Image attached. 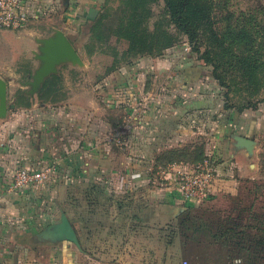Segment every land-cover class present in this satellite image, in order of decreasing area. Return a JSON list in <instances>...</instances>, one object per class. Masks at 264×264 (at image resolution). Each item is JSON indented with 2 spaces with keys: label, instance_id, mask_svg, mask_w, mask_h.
Instances as JSON below:
<instances>
[{
  "label": "crops",
  "instance_id": "crops-1",
  "mask_svg": "<svg viewBox=\"0 0 264 264\" xmlns=\"http://www.w3.org/2000/svg\"><path fill=\"white\" fill-rule=\"evenodd\" d=\"M104 2L29 0L26 10L31 17L21 29L32 36L36 44V50L31 51L33 59L38 62L34 58V52L38 51L36 39L46 38L61 29L59 24L63 20L69 28H79V18L84 22L93 20ZM42 22H45L44 27L40 26ZM65 34L77 50L72 37ZM126 48L125 43L121 51ZM115 59L116 54L103 62L94 61L93 67L98 72L92 82L74 77L72 72V76L64 78L61 68L79 65L61 64L55 75L60 74L62 80L55 92L47 95L45 101L38 99L39 91L51 74L37 93L21 90L14 100L15 107L8 109L6 118L0 121V264H78L77 259L79 264H144L148 259L147 247L153 242L149 231L158 230L155 244H159L160 256H164L163 247L167 245L163 228L186 205L197 203L184 200L171 185L157 186L150 182L152 169L168 163L165 161L169 158L168 152L189 142L196 134L181 125L193 112L184 108L186 104L178 109L169 107L166 100L157 105L159 98L141 97L140 108H126L116 85H122L123 95L132 101L131 85L136 84V80L118 79L114 75L143 63L146 57L119 63L106 73ZM155 63L168 65L158 60ZM36 68L27 66L23 71L27 74L25 80L20 81L23 87H29L26 83ZM181 72L195 74L200 72V67L186 65ZM0 77L7 82L1 74ZM196 80L199 82L201 76ZM24 96L31 97L30 107L22 105ZM109 100L112 106L107 103ZM116 102H123V115L128 121L122 146L108 139L117 122L116 115L120 116ZM256 110H224L226 119L217 130L222 133L220 149L227 150L229 158L219 163L220 172L214 165L217 174L209 195L215 197L219 192L222 196L236 195L243 181L250 179L249 171L252 173L255 165L248 159H253L254 154L249 156L244 149L236 148L233 136L249 137L247 130L253 124L244 121V115ZM206 114L203 109L199 117ZM199 131L208 135L203 129ZM217 154L216 150L214 155ZM146 164L152 166L150 172L143 170ZM47 165L53 170L45 183L20 191L10 189L13 172L18 168L37 169ZM234 169L236 173L230 174ZM223 176L225 178L221 179ZM73 187L79 188V235L75 231L79 248L51 233L64 210L68 219L71 218L63 199ZM57 216L59 220L54 222Z\"/></svg>",
  "mask_w": 264,
  "mask_h": 264
},
{
  "label": "rangeland",
  "instance_id": "rangeland-1",
  "mask_svg": "<svg viewBox=\"0 0 264 264\" xmlns=\"http://www.w3.org/2000/svg\"><path fill=\"white\" fill-rule=\"evenodd\" d=\"M147 2L148 5L146 20L143 23L144 26L148 31H151L154 29L156 23H160V25L164 26V29L167 28L168 34L172 35V40L162 39L163 44H170L172 41L173 44L163 49L161 54L145 55L146 61L143 63H136V66L132 69H122L119 73L114 75L118 77V79L130 77L136 80V84L131 85L134 90L132 96L134 100H127L128 98L122 93L123 88H120L122 85H116V91L119 90L118 92H121L120 97L123 99L126 108L130 109H138L141 107L143 103L142 99H140L141 97L148 98V100L159 98L157 105L161 104L162 100H166L169 107L177 109L182 108L186 104L184 108L193 112V115L188 117V119H183L181 125L185 128H189L190 131H195L196 134L190 139L191 142H186L184 145L173 148L171 152H168L167 155L169 158L165 161L180 159L179 161L196 163L192 161L209 157L210 160H212L213 166H217L220 172L219 163L221 161H227L229 158L227 150L220 149L222 133L217 130L218 126H222L221 122L226 119L224 117L225 115H223L226 114L223 109L225 89L219 86L218 81L211 76V67L203 64L191 51L186 36L179 33L176 27L170 23V16L167 12L164 0H148ZM213 2L217 4L212 9V16H214L216 20L215 27L218 31H222L228 23L235 25L239 19H247L252 16L257 17V20L261 22V28L264 27V16L257 13L258 9L264 7V0H213ZM101 7L96 19H90L88 22H84L83 18H79V28H77L79 31L69 28V24L64 20L59 24L61 29L72 37L84 62L82 67L66 65L61 68L64 78L72 76L70 73L72 72V74L75 75L74 77L82 80L86 79L87 81L91 80L92 82V80L96 78L98 72V70L93 67L94 61H106L114 54H116V59L122 56L124 51L122 52L121 49L125 43L127 44L126 32L130 26L129 14L131 5L123 3L122 0H108V2H104ZM56 16L59 17L60 13L58 12ZM229 18L230 20L227 21ZM250 25L248 24L246 26ZM40 26L44 27L45 22H42ZM255 27L259 30V26ZM23 30L24 29L0 30V74L8 82L9 104L14 103L17 94L21 90L29 89V87L25 88L20 84V81H24L27 77L26 72L23 71L27 66L33 69L36 68L38 64V62L33 59V54L31 52L32 50H36L33 37L26 35L28 33H24ZM203 48L204 46H201L202 51L204 50ZM119 51L122 53H118ZM135 59L137 58L135 57L134 60ZM155 59L168 65L164 67L159 63H155ZM186 65L200 67V72L183 75L181 70ZM200 76L201 82H198L196 79ZM185 80H187V83L184 84ZM103 86H105L104 83L102 84V87ZM106 92V90L102 91L103 94H106ZM110 101L111 100L107 102L109 105H111ZM117 102L115 104L119 107L117 111H120V116L116 115L115 118L117 122H115V126H122L124 128V126L126 127L128 125V121L127 118L125 119L126 115H123V102ZM263 103H261L258 110L254 112L248 111L247 115H244V121L247 123L252 122L253 124V127L248 128L247 133H249V137L256 143L253 153L254 157L253 159H248V162L254 164L255 167L252 173L249 171L250 182L248 181L246 188L241 191L243 194L242 198L233 202L229 198H224V196H222L223 193L219 192L215 197L208 195L204 201L194 203L193 205H186V207L191 206L193 209L199 210L200 214H203L202 216L206 214L207 218L210 216L209 208L213 205H221L224 207L238 206L244 209L245 214L242 216V219L245 221H248L247 217H250H246L247 212L253 214V212L249 211L251 207L264 209ZM203 109H205L208 114L199 117ZM227 112L230 113V111ZM220 113H222L223 116L220 115ZM219 115L221 116L220 118L218 117ZM12 118L13 116L11 114V119ZM1 120L2 119H0V121ZM235 121L239 122L238 119ZM209 125L210 128H208ZM201 129H203L204 132L206 131L208 135H205L203 132L199 133ZM111 136L112 135H109L108 139L109 142L113 143V140H110ZM216 150L219 154L214 155ZM140 156L141 155L136 158ZM151 167L152 166L147 164L142 166L145 172H150ZM233 173H236V169L230 174L233 175ZM216 174L215 172V176ZM220 178L224 179L225 177L223 176ZM63 202L66 204L65 208L69 211L70 217L75 218L79 216L78 187L71 188L67 198H64ZM58 220L59 216L53 219L54 222ZM163 232L162 234L165 236L167 233L165 231ZM157 235L158 230L149 231V237H152L153 242L147 247L146 256L148 259L145 260L144 264H184V261H186L187 264H220V262L222 263L225 261V247H222L219 243H211L209 239L208 242H206L207 244L204 243V238L208 235L207 233L202 234L203 244L200 245H192L188 242L184 243V236L180 237V239L177 238L173 244L163 247L165 254L162 257L160 256L159 244L158 246L155 244V236ZM151 253H153L152 256ZM77 261L79 264V259H77ZM259 264H264V259Z\"/></svg>",
  "mask_w": 264,
  "mask_h": 264
},
{
  "label": "trees",
  "instance_id": "trees-1",
  "mask_svg": "<svg viewBox=\"0 0 264 264\" xmlns=\"http://www.w3.org/2000/svg\"><path fill=\"white\" fill-rule=\"evenodd\" d=\"M147 1L122 0L123 3L131 5L130 26L126 32L127 48L119 59L114 60L106 73L113 70L115 65L131 62L135 57L161 54L163 49L173 44V41L170 44H163L162 39L172 40V35L168 34L167 28L164 29L160 23H156L151 31L144 26ZM164 2L170 23L179 33L186 36L191 51L198 60L211 67V76L225 89L223 109L238 112L256 110L264 102V27L261 28V22L257 17L239 19L235 25L228 23L222 31H218L215 27L216 20L212 16V9L217 5L213 0H164ZM257 13L264 16V7L258 9ZM98 15L99 12L93 19ZM229 20L230 18L227 21ZM248 24L251 25L246 26ZM255 26H259V30ZM201 46H204L203 51ZM61 80L60 74L51 75L39 91L38 99L45 101L47 95L57 90ZM24 98L22 105L30 107L31 97ZM179 160L171 159L168 162ZM200 160L203 158L192 162ZM248 181L250 182V179L243 181L244 185L236 195L228 194L224 198H229L233 202L241 199L243 195L241 191L246 188ZM209 209L210 216L206 218V214L202 216L199 210L187 206L163 228L167 233L164 236L165 244L167 246L173 244L177 238L184 236V243L200 245L203 244L202 234L207 233L204 243L209 239L211 243H219L226 248L225 261L220 264L262 262L264 209L251 207L249 211L253 214L247 212L246 217L250 216L247 217L248 221L242 219L245 212L238 206L213 205ZM62 213H66V210ZM69 220L79 235V216L71 217Z\"/></svg>",
  "mask_w": 264,
  "mask_h": 264
},
{
  "label": "built area",
  "instance_id": "built-area-1",
  "mask_svg": "<svg viewBox=\"0 0 264 264\" xmlns=\"http://www.w3.org/2000/svg\"><path fill=\"white\" fill-rule=\"evenodd\" d=\"M29 0H0V30H18L26 25L31 15L26 10ZM125 131L122 126L114 127L110 140L123 145ZM52 167L39 169L18 168L13 174L10 189L20 191L30 186L45 183L51 177ZM215 168L209 157L196 163L171 161L158 165L151 171L150 182L157 186L171 185L177 194L189 202L204 201L210 193L215 178ZM187 264L186 261L183 262Z\"/></svg>",
  "mask_w": 264,
  "mask_h": 264
},
{
  "label": "water",
  "instance_id": "water-1",
  "mask_svg": "<svg viewBox=\"0 0 264 264\" xmlns=\"http://www.w3.org/2000/svg\"><path fill=\"white\" fill-rule=\"evenodd\" d=\"M36 42L38 51L34 52V58L38 60L39 65L34 70L31 80L26 83L29 86L28 92L31 94L37 93L45 78L57 73L61 64L83 65L74 45L61 29L54 30L53 34L46 38L36 39ZM7 91V82L0 77V119L2 120L6 118L8 109L15 107L13 103L8 104ZM233 139L236 148L244 149L249 156L253 155L256 143L253 139L241 135H234ZM52 235L59 240H66L80 247L78 236L65 213H62L60 221L53 225Z\"/></svg>",
  "mask_w": 264,
  "mask_h": 264
},
{
  "label": "flooded vegetation",
  "instance_id": "flooded-vegetation-1",
  "mask_svg": "<svg viewBox=\"0 0 264 264\" xmlns=\"http://www.w3.org/2000/svg\"><path fill=\"white\" fill-rule=\"evenodd\" d=\"M53 232V230H51V233Z\"/></svg>",
  "mask_w": 264,
  "mask_h": 264
}]
</instances>
